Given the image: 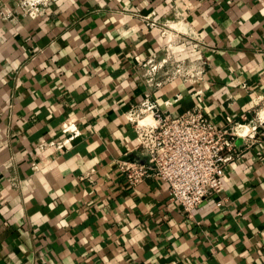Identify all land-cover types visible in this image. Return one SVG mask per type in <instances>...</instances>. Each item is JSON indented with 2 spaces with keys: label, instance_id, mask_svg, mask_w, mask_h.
I'll return each mask as SVG.
<instances>
[{
  "label": "crops",
  "instance_id": "crops-1",
  "mask_svg": "<svg viewBox=\"0 0 264 264\" xmlns=\"http://www.w3.org/2000/svg\"><path fill=\"white\" fill-rule=\"evenodd\" d=\"M167 45L202 81L147 84ZM143 100L236 136L222 192L192 213L120 171ZM263 113L264 0H55L35 17L0 0V264H264Z\"/></svg>",
  "mask_w": 264,
  "mask_h": 264
},
{
  "label": "built area",
  "instance_id": "built-area-1",
  "mask_svg": "<svg viewBox=\"0 0 264 264\" xmlns=\"http://www.w3.org/2000/svg\"><path fill=\"white\" fill-rule=\"evenodd\" d=\"M53 1L20 0V6L22 12L35 17ZM141 66L145 68V81L155 88L176 80L195 84L202 81L205 72L203 61L176 60L168 45L161 59L152 55ZM196 94L201 91L196 90ZM148 116L151 121L144 123ZM127 119L136 133L133 157L119 166L128 184L134 186L155 177L167 185L170 198L186 213L194 212L203 200L222 192L225 168L234 155L233 131L215 128L198 108L172 118L148 100L139 103ZM63 132L76 135L71 125H65ZM72 138L57 143L55 148L63 149Z\"/></svg>",
  "mask_w": 264,
  "mask_h": 264
},
{
  "label": "bare ground",
  "instance_id": "bare-ground-1",
  "mask_svg": "<svg viewBox=\"0 0 264 264\" xmlns=\"http://www.w3.org/2000/svg\"><path fill=\"white\" fill-rule=\"evenodd\" d=\"M263 116H264V115H263ZM148 121H151L150 116L146 117V119L143 120L144 123H145V122H148Z\"/></svg>",
  "mask_w": 264,
  "mask_h": 264
},
{
  "label": "rangeland",
  "instance_id": "rangeland-1",
  "mask_svg": "<svg viewBox=\"0 0 264 264\" xmlns=\"http://www.w3.org/2000/svg\"><path fill=\"white\" fill-rule=\"evenodd\" d=\"M263 115H264V113L261 115V116H262V118H264V116H263Z\"/></svg>",
  "mask_w": 264,
  "mask_h": 264
}]
</instances>
